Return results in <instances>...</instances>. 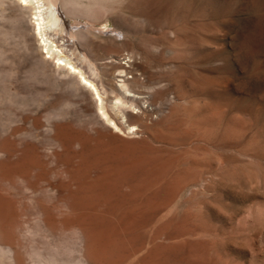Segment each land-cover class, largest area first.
<instances>
[{
	"label": "rangeland",
	"instance_id": "rangeland-1",
	"mask_svg": "<svg viewBox=\"0 0 264 264\" xmlns=\"http://www.w3.org/2000/svg\"><path fill=\"white\" fill-rule=\"evenodd\" d=\"M95 2L102 110L0 5V264H264V0Z\"/></svg>",
	"mask_w": 264,
	"mask_h": 264
},
{
	"label": "bare ground",
	"instance_id": "bare-ground-1",
	"mask_svg": "<svg viewBox=\"0 0 264 264\" xmlns=\"http://www.w3.org/2000/svg\"><path fill=\"white\" fill-rule=\"evenodd\" d=\"M3 1L4 0H0V5ZM98 1H100V0H98ZM9 2L12 6L18 8L19 10L28 11L31 13V15L33 17L32 18L33 30H34L35 34L39 37L40 44H41L40 47H41V50L43 51V53L41 52L42 58L44 60H51L55 67H57L59 69H63L67 72V74H71V75L75 76V78L78 80L79 85L82 86L83 88H86L91 93V95L93 96V99L96 102V103H94L95 106L96 107L99 106V107H97V109L102 110L103 109L102 103H104L103 101L105 98L103 99L102 94L100 93V90H99L97 84L95 83V81H93V79H91L92 75H96V62L94 60H92L91 58H87L85 56V51H84V50H86V48L84 46L89 45L91 43L90 39L93 38V32L97 31V30L94 29V24H90V29H86L84 31H80L79 29L78 30L77 29H75V30L71 29V27H73V29H74V27H80V25H82L83 23L71 24L70 28L67 29V27L65 25V21H63V16L69 18L70 21L76 20V19H82V18H86V17L91 18V14L93 13L95 6L97 5V4H95L96 3L95 0H9ZM1 13H4V11L2 10L0 12L1 16L4 15ZM8 17L10 18L11 16H8ZM8 17L6 19L4 17V19L7 20L6 25H9L8 24L9 21H12V22L14 20L16 21L15 18L11 17V19H13V20H11V19H8ZM5 22H4V24H5ZM12 22H10V23H12ZM86 24H89V22L87 21L83 25L86 26ZM15 26H16V22L14 25H12L9 28L13 27L12 30H14ZM7 29H4V30H7ZM9 30L10 29H8V31ZM17 30H18V28H17ZM58 33H60L61 36L62 35H64L65 37L68 36V39H66L64 41L62 40L61 43L58 42L56 40V37H55L56 34H58ZM37 36H36V38H37ZM57 39H59V38H57ZM62 39H63V37H62ZM70 40H72V42H73L72 45L70 44ZM75 43L78 44L79 47L75 46L76 45ZM107 61L114 62L115 60L112 58H109V59H107ZM122 65H124V63ZM133 66H134V64H133ZM133 66H132V68H133ZM128 67H129V65H128ZM85 69H87L88 72L92 74L90 76V78L88 76H86ZM124 71H125V73H124ZM124 71H123V68L120 71H117L118 72L117 74H119L118 75L119 78H123L126 76V70L124 69ZM95 78H97V77H95ZM125 81H127V80H124V79L117 80V82H119V84L117 83V86L120 89V91L123 90V92H122L121 96H119V97L117 96L119 99L116 98L115 101H113V103L111 104L112 105L111 107L116 109L117 114H118V112L123 113V109H121V108L123 107V105H125L127 102L130 101V100L129 101L127 100V102L125 103L126 98H128V96H130L132 93V92H130V88L127 87V84ZM136 81H138V80H136ZM115 83H116V80H115ZM110 89H111V87H110ZM117 90H115V91H117ZM112 91H114V90L112 89ZM117 93H118V91H117ZM123 93L128 94V96L126 95L127 96L126 98L122 97ZM132 97H133V95H132ZM122 98H125V100L123 99L124 102L121 101ZM133 102L134 101H132V103ZM132 103L130 105H132ZM135 104H136V102L134 103V105ZM124 108L128 110L127 104L125 105ZM125 109H124V111H127ZM127 112L125 115L130 113L131 117H132L133 113L132 112L127 113ZM130 114H129V117H130ZM102 116H104L105 119H103L101 121H103L104 123L107 122V124H112L115 128L116 127L118 128V126H115V124L112 122V120H110L104 112H102ZM99 118L102 119L103 117L101 118V115H100ZM140 118L141 117H139L138 119H140ZM104 120H106V121H104ZM132 124H130V125H132ZM128 130H131L132 133L133 132L135 133V131H136V129L133 128V125L131 127H129Z\"/></svg>",
	"mask_w": 264,
	"mask_h": 264
}]
</instances>
